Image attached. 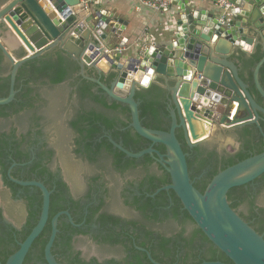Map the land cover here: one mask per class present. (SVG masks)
<instances>
[{
	"label": "flooded vegetation",
	"instance_id": "af4514ba",
	"mask_svg": "<svg viewBox=\"0 0 264 264\" xmlns=\"http://www.w3.org/2000/svg\"><path fill=\"white\" fill-rule=\"evenodd\" d=\"M11 1L0 0V7ZM1 28L0 25V31ZM0 38L5 39L4 35ZM0 52V93L6 95L0 98L13 94L12 102L0 106V237L8 243L11 239L8 259L26 240L25 232L39 223L45 195L40 187L30 184H40L50 200L45 227L50 230L44 237L48 241L57 217L58 233L52 249L57 264L205 263L210 258L209 247L199 239L191 244L183 241L190 240L193 226L184 225L182 218L175 219L171 191L157 193L169 184L156 190L151 188L160 182L151 183L150 177L160 178L167 173L165 168L149 155L152 163H146L144 156L131 164L130 158L115 147L117 144L139 153L150 148L157 150L160 145L130 138L129 148L124 146L122 134L132 129V120L128 124V114L122 110L127 106L120 104L114 109L116 102L110 101L101 85L92 81L98 79L110 87L111 78H100L93 69H85L83 75L81 68L74 71L66 65L65 79L56 82L60 65H29L35 61L57 63L59 55L68 58L58 47L17 70L1 49ZM11 54L16 60L26 58L21 48ZM112 120L116 123L110 128ZM122 120L128 125L124 126ZM241 131L216 128V138L201 145L200 151L189 148L187 157L201 162L207 153H214L215 162L209 159L212 165L206 168L221 165L226 154H236L242 148L247 137ZM220 138L229 142L230 150ZM196 166L195 163L193 168ZM206 175L207 170H203L192 181ZM250 188V196L245 200L237 195L236 211L248 216L250 201L255 200L254 213L263 218L264 183L255 181ZM162 192L167 195L166 203L162 202L165 206L161 207L157 197ZM255 220L252 218L249 224ZM45 249L44 262L34 260L35 264H48Z\"/></svg>",
	"mask_w": 264,
	"mask_h": 264
},
{
	"label": "water",
	"instance_id": "95a60500",
	"mask_svg": "<svg viewBox=\"0 0 264 264\" xmlns=\"http://www.w3.org/2000/svg\"><path fill=\"white\" fill-rule=\"evenodd\" d=\"M97 0H12L0 7V49L15 70L49 50L59 48L84 75L93 69L100 78L110 77V87L92 81L106 92L110 101L126 105L131 114V128L153 145H162L163 155L152 148L131 153L114 144L128 158L151 156L171 178L161 191H173L183 209L216 249L233 264H264V235L259 234L231 207L228 194L245 187L264 175V149L234 166L219 172L204 193L191 179L187 154L177 137L182 131L189 148H197L216 138V128L233 132L256 126L264 141L260 122H264V87L260 73L263 59L253 69L255 87L263 99L259 105L240 77L239 52L264 55V0H233L235 9L228 23L218 15L207 14L190 0H178V11L167 27L146 39L129 43L122 36L123 19L109 15ZM174 4V3H173ZM7 40L12 42L9 46ZM9 47L8 50L7 46ZM23 49L26 58L16 60L11 52ZM158 84L169 95L171 119L169 131L145 128L140 120L137 92ZM0 98V106L12 102ZM227 148L229 142L220 138ZM27 186L28 184H24ZM44 205L37 226L6 264H23L35 241L49 220L50 200L46 189ZM57 217L45 249L48 264H57L52 249L57 237ZM1 264V262H0ZM156 264V263H154ZM202 264H227L205 262Z\"/></svg>",
	"mask_w": 264,
	"mask_h": 264
},
{
	"label": "trees",
	"instance_id": "16d2710c",
	"mask_svg": "<svg viewBox=\"0 0 264 264\" xmlns=\"http://www.w3.org/2000/svg\"><path fill=\"white\" fill-rule=\"evenodd\" d=\"M1 54L2 53L0 52V57H2ZM263 56L264 55L260 49H258V51L252 56H247L243 54L242 52H239L237 56L238 64L241 68L240 77L245 83L249 85L250 94L254 97L257 103L261 106L263 105V99L255 87V84L253 81V69L255 65L263 59ZM29 65L36 66V67L37 66L46 67L50 65H55V66L58 65L57 68L60 65V69L59 71H57L58 75L55 76L56 82H60L65 79L63 68L66 65H68L71 69H74V71L81 70L80 66L77 63L73 62L71 59L66 58L65 56H62V55H59V61L57 63H54L53 61H41V62L35 61V62L30 63ZM260 81H261L262 86L264 87V67L262 68L261 73H260ZM81 82H83L82 84L87 87L86 81H83L81 79ZM161 83L162 81H158V83L154 84L149 90L137 92L135 96V100L139 101L140 103L139 109H140V120L142 122V125L148 129L166 132V131H169V127L171 125V119H170V114L168 110L169 95L163 88H161L158 85ZM5 96H6L5 94L0 93V97H5ZM90 96L98 99V96L94 97L92 93H90ZM120 106L122 105L120 104L117 105L116 103H114L113 108L117 109ZM122 110L124 111L125 114H128V116L126 117V120H128V124H129V122H131V116L129 115L130 110L128 107H124ZM115 123L116 121L112 120L110 122L109 127L112 128L115 125ZM122 123L124 126L128 125L123 120H122ZM261 128L264 132V122H261ZM241 132H242V135H244V137H247L246 141H244V144L242 145V148L236 154H226V160H224L223 164L221 165H218L212 168H206L207 166L212 165L209 159H212V162H215L213 161V158L217 155L214 153H207L201 162H197V160L194 162L190 158L187 157L189 172H192L193 174V175L191 174L192 180H194V177L196 174H200L203 170H207V175L203 179L194 182V186L198 191H200L201 193H204L208 185L211 183L212 179L219 172L227 169L228 167L234 166L237 163L242 162L252 156L259 155L263 152V149H264L263 137L260 134V131L256 126L245 127L244 129H242ZM122 135L125 139L124 146L127 149L129 148V145H130V142H129L130 138H133L137 142H141V141L147 142L144 139H142L139 135L134 133L132 129L128 130L126 133H123ZM177 137L179 141L182 143V148H183L184 153L185 154L188 153L189 147L186 141L184 140L182 131H177ZM248 137H250V140L248 139ZM201 148L202 147L199 146L195 148L194 150L200 151ZM157 150H159V152L162 154L166 153L165 148L162 145L158 146ZM137 152L138 151H135L133 153H137ZM120 156L125 157L123 154H120ZM144 160L147 161L146 163H152V159L149 156H146ZM134 161L135 160L128 159V162H130L131 164H134L133 163ZM195 163L197 164V166L193 168ZM150 180H151V183L156 182V181L160 182L158 185H153L151 187L154 190L159 189L161 186L171 184L170 175L165 172L160 178L152 176L150 177ZM258 181H261L264 183V175L260 179H258L257 182ZM246 188H248V190ZM250 192H251L250 185L231 190L230 193L228 194V200L231 203V207L234 210L237 209L239 203H237L235 199L238 194H241V198H240L241 200H245L247 196H250ZM166 195H167V192H162L157 197V201L160 203L161 207L165 206L162 202L166 203L165 201ZM171 195H172V200H173L172 210H173L175 219L179 221L180 218H182V222L184 225L189 224L193 226V231H192L190 240L183 239V241H186L187 244L189 243L191 244L192 240L199 239L204 244H206L209 247L208 256H210V258H207L205 262L206 261L207 262H222V263H227V264H233L222 252H220L218 249L214 247V245L209 241V239L204 235V233L197 227V225L195 224L193 219L190 217V215L185 210H183V206L180 200L178 199V197L173 191H171ZM250 205H251V209H250L251 211L249 212L248 216L245 215L244 213H241V214L239 213V215L247 223H250V220H252V218H256L255 220L256 222L250 225L259 234L262 235L263 234L262 232L264 230V217L262 218L258 216L256 213H254L253 208L255 206V200H251ZM261 212L262 214H264V210H261ZM32 228H34L33 225L30 227L29 231L25 232V236L23 240H25L26 237L31 233ZM49 230H50L49 227L46 228L43 231V233L40 235V237L35 241L24 264H35L34 260L44 262L43 261L44 249L48 242V238H44V237L47 236V234H49ZM0 240L3 241L0 244V262L2 264H5L8 259V256L11 254V252H9L10 250L9 243H11V239H9V243H8V240L4 241V238L2 237H0ZM36 251L39 252V255L37 254ZM192 257L195 258V254H192ZM202 263L203 261L197 262L196 264H202ZM145 264H150V263L146 262Z\"/></svg>",
	"mask_w": 264,
	"mask_h": 264
},
{
	"label": "crops",
	"instance_id": "0c3cea01",
	"mask_svg": "<svg viewBox=\"0 0 264 264\" xmlns=\"http://www.w3.org/2000/svg\"><path fill=\"white\" fill-rule=\"evenodd\" d=\"M178 0H174L171 10L167 13H156L148 9H137L136 0H97L102 4L101 8L108 11L109 15L123 19L127 24L122 36L129 43L142 41L143 35L146 39H151L155 33L168 26L170 18L178 11L175 5ZM196 6L206 11L207 14L218 15L220 10L207 0H190Z\"/></svg>",
	"mask_w": 264,
	"mask_h": 264
},
{
	"label": "built area",
	"instance_id": "2783aa9c",
	"mask_svg": "<svg viewBox=\"0 0 264 264\" xmlns=\"http://www.w3.org/2000/svg\"><path fill=\"white\" fill-rule=\"evenodd\" d=\"M220 10V21L228 23L231 20V12L235 9L233 0H207ZM174 0H136L137 9H148L156 13H167L171 10Z\"/></svg>",
	"mask_w": 264,
	"mask_h": 264
},
{
	"label": "rangeland",
	"instance_id": "374dc122",
	"mask_svg": "<svg viewBox=\"0 0 264 264\" xmlns=\"http://www.w3.org/2000/svg\"><path fill=\"white\" fill-rule=\"evenodd\" d=\"M217 136V132L216 133H214L213 135H212V137H216ZM228 146H227V149H229V148H231L230 146H229V144H227ZM230 150V149H229Z\"/></svg>",
	"mask_w": 264,
	"mask_h": 264
}]
</instances>
